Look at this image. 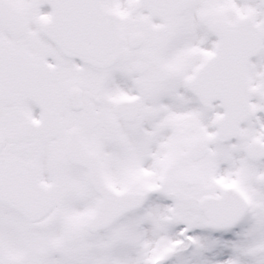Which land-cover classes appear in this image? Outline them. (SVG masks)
Segmentation results:
<instances>
[{
  "label": "snow or ice",
  "instance_id": "6c2138e0",
  "mask_svg": "<svg viewBox=\"0 0 264 264\" xmlns=\"http://www.w3.org/2000/svg\"><path fill=\"white\" fill-rule=\"evenodd\" d=\"M0 264H264V0H0Z\"/></svg>",
  "mask_w": 264,
  "mask_h": 264
}]
</instances>
